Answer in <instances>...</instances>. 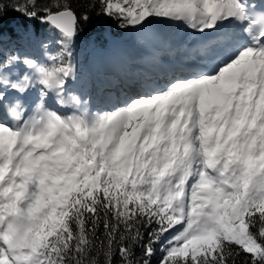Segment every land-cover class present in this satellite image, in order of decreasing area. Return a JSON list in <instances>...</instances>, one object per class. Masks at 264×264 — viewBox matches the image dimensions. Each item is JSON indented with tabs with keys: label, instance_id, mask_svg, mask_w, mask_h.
Returning a JSON list of instances; mask_svg holds the SVG:
<instances>
[{
	"label": "snow or ice",
	"instance_id": "6c2138e0",
	"mask_svg": "<svg viewBox=\"0 0 264 264\" xmlns=\"http://www.w3.org/2000/svg\"><path fill=\"white\" fill-rule=\"evenodd\" d=\"M89 8L122 29L182 25L195 46L181 75L92 111L73 91L88 10L0 0V264H151L157 249L159 264H264V0Z\"/></svg>",
	"mask_w": 264,
	"mask_h": 264
},
{
	"label": "rangeland",
	"instance_id": "374dc122",
	"mask_svg": "<svg viewBox=\"0 0 264 264\" xmlns=\"http://www.w3.org/2000/svg\"><path fill=\"white\" fill-rule=\"evenodd\" d=\"M141 1L143 2V0ZM155 28H158V30H155ZM190 32V29L182 25L160 22L153 23L145 29L134 32L127 43H121L119 46L116 45L113 50L100 58L95 55L88 63L82 65V68L79 70L85 68L91 74H94L96 71L95 60L102 61V63L107 62L103 64L106 66L107 73H104L101 79L94 78L91 85L85 84L86 82L78 75V79L73 85L74 93L88 101L92 111L98 109L111 110L113 107L122 106L124 102L122 98L124 96L116 89L109 93L106 92L111 85L113 88L118 87V85L120 87L124 77H135L141 72H153L161 77L164 76L166 79L152 77L144 80V82L151 81L155 84L163 85L175 74V70L173 71V67L170 66V63L174 59L179 58L183 63L187 61L189 63L186 49L192 45V41L189 40L190 36H187ZM187 37L189 38L186 39ZM181 42L187 45L180 46ZM127 44H129L128 49H126ZM22 50L31 52L34 55H39L41 51L38 47L29 49L26 46H22ZM130 83L134 84V81ZM144 84L140 85L144 86ZM96 102H99L101 105H97ZM68 109L61 108L59 110L61 112H68Z\"/></svg>",
	"mask_w": 264,
	"mask_h": 264
},
{
	"label": "trees",
	"instance_id": "16d2710c",
	"mask_svg": "<svg viewBox=\"0 0 264 264\" xmlns=\"http://www.w3.org/2000/svg\"><path fill=\"white\" fill-rule=\"evenodd\" d=\"M21 2H23V0H21ZM33 2L38 11H42L45 7L52 6L57 2H66L70 4L78 15H83L85 10H88L91 20L88 25H81L83 31L80 33L74 48L75 59L78 62L79 69H81L82 65L88 62L92 56L106 55V53L114 49L116 45L127 42L134 32H138L136 30L119 28L116 21L110 20L107 17H98L95 12L99 11V9L92 10L89 8L93 0H33ZM7 20L10 24L18 26V31L20 33L26 31L35 33L42 39H47L50 47L53 49V54L55 53V46L51 44V38L54 34L50 33L46 26L41 25L39 20L28 21L16 12H10ZM22 46H26L29 49L38 47L37 44L33 42H26ZM78 75L82 77L84 82L87 78V83L90 85L91 79L85 68L79 70ZM136 254L137 258H139L141 254L139 248L136 249ZM161 255L162 253L157 249L156 254L152 257L151 264H159Z\"/></svg>",
	"mask_w": 264,
	"mask_h": 264
},
{
	"label": "bare ground",
	"instance_id": "6f19581e",
	"mask_svg": "<svg viewBox=\"0 0 264 264\" xmlns=\"http://www.w3.org/2000/svg\"><path fill=\"white\" fill-rule=\"evenodd\" d=\"M155 30H158V28ZM187 36H190V39L192 41V45L188 46L186 49V52H187V55H188V52L191 48H193L195 45V41H196V35L194 33H192V31L190 32V34H187ZM189 37H187L186 39H188ZM185 41V39H184ZM184 45H187L186 43H180V46H184ZM182 59V58H181ZM96 60L94 61V63L96 64ZM100 62V61H99ZM188 64V61L186 63H183V61L179 60V58L177 59H174L171 63H170V66L173 67V71L175 70V75H181V69L186 65ZM157 65V64H156ZM158 66V65H157ZM156 68L154 69V72H155ZM157 78L158 76H156V74H154L153 72L152 73H144V72H141L140 74L136 75L135 77H124L122 80V84L121 86L119 87H116V88H113L112 85L109 86V89L107 90L106 93H109L111 92L112 90L116 89L118 90L119 92H121L123 94V98L122 100L125 101V99H127L129 96H135V95H138V94H144L145 92H147V89L144 88V86L140 85L142 83H145L144 80H147L149 78ZM158 78H162V79H166L164 76L162 77H158ZM131 81H134V84L130 83ZM139 82V83H137ZM131 84V85H129ZM97 105H101L99 102H96ZM95 104V105H96Z\"/></svg>",
	"mask_w": 264,
	"mask_h": 264
}]
</instances>
